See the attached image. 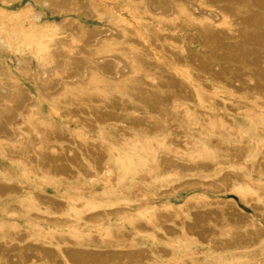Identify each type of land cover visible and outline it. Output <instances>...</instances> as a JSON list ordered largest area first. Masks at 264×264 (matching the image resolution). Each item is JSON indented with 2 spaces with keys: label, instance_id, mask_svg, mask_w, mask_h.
<instances>
[{
  "label": "bare ground",
  "instance_id": "6f19581e",
  "mask_svg": "<svg viewBox=\"0 0 264 264\" xmlns=\"http://www.w3.org/2000/svg\"><path fill=\"white\" fill-rule=\"evenodd\" d=\"M245 170L264 175V0H0V264H264ZM150 185L217 194L160 208Z\"/></svg>",
  "mask_w": 264,
  "mask_h": 264
},
{
  "label": "rangeland",
  "instance_id": "374dc122",
  "mask_svg": "<svg viewBox=\"0 0 264 264\" xmlns=\"http://www.w3.org/2000/svg\"><path fill=\"white\" fill-rule=\"evenodd\" d=\"M14 1L20 4V2L22 0H14ZM16 9H20V7H16ZM79 17L84 22H86L88 25H90L93 28H100V27L104 26L103 24H101L99 22V20H98L99 18L98 17L88 16V15H80ZM26 25H27V23H26ZM194 49H196V48H194ZM21 81L26 86H28V88L34 94L36 93L34 85H33V83L30 80H28L27 78H21ZM243 97H244V95H243ZM40 109H41V112L43 113V115L45 117L50 115V114H48V106L45 103H40ZM230 116L232 117V119L234 120L236 125L243 126L245 128L248 127L249 122H248V119H247V117H246V115L244 113L233 112V113L230 114ZM54 121H56L57 123H60V124L63 123V122H61L58 119H55ZM80 130H81V128H79L77 126L76 127L75 126L72 127V131H80ZM197 143H199V142H197ZM245 172L253 174L254 176H257V177H260V178L264 177V175H256V174H254V172H249L248 170H245ZM101 182L102 181H98V182L94 181L93 182V187H92L93 193L92 194L98 195V194H100L101 192H103L105 190V187H104L103 184H101ZM64 186H65V188H72V189L76 188V185L64 184ZM24 187H26V186H24ZM148 187H149V190H150V191L148 190V193L151 192V194H146L145 197L148 195L147 197H148V201L150 202V204H152L153 206H156V207H160V208H162L167 203H174L175 205H179L182 202L183 198L188 197V196H190L192 194H195V193L203 192V193H205L208 196H213V195L217 194V193H213L211 191L205 190L202 187H198L197 188L198 189L197 192H195V191L194 192H190L189 189H180V190L176 189L174 194L163 195V194H158L157 192L153 193V188H156V186H154V185L151 186L150 185ZM169 189L173 190V187L170 185ZM44 190H45V193L47 195H50V196L57 195V193L52 188L45 187ZM235 198L237 200V203L241 207H243L246 211H248L253 216H256L252 207H250L249 205H247V204L243 203L242 201H240L238 196H235ZM14 218L17 219L18 216L15 215ZM112 221H114L116 223H119L120 219L115 217V218H113ZM7 223L10 224V220H9V222L7 221ZM18 224H19V226L24 227L26 223H25V221H20V222H18ZM125 227L128 230V232H130L132 235H136V233L134 231V228L131 225L126 224ZM41 229H43L44 231H47L49 229V227H48V225L45 224V225H42ZM86 230H87V232H89V229H86ZM136 241H139L141 243H145L146 245H148L151 248H158L159 246L162 245V243L166 242L164 239L159 238V237H147V236H142V235H138L137 238H136ZM194 245L195 246H200V248H202V246H204L201 243L191 244V246H194ZM258 248H260L262 250L263 255H264V244L263 245H258ZM174 249H175V251H178V252H183V251L185 252V250L183 248H180L178 245L174 246Z\"/></svg>",
  "mask_w": 264,
  "mask_h": 264
}]
</instances>
